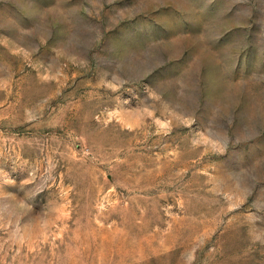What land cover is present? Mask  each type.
<instances>
[{
  "label": "rangeland",
  "instance_id": "374dc122",
  "mask_svg": "<svg viewBox=\"0 0 264 264\" xmlns=\"http://www.w3.org/2000/svg\"><path fill=\"white\" fill-rule=\"evenodd\" d=\"M0 264H264V0H0Z\"/></svg>",
  "mask_w": 264,
  "mask_h": 264
}]
</instances>
